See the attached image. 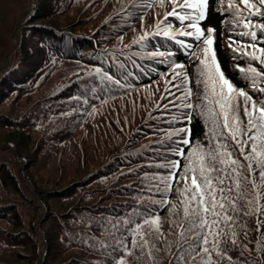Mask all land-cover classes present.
<instances>
[{
    "label": "trees",
    "instance_id": "trees-1",
    "mask_svg": "<svg viewBox=\"0 0 264 264\" xmlns=\"http://www.w3.org/2000/svg\"><path fill=\"white\" fill-rule=\"evenodd\" d=\"M17 1L0 0V264H27L32 258L37 264H116L123 250L112 249L125 239L121 221L139 222L133 210L142 212L150 197L160 198L149 190L144 173L160 171L149 165L162 162L158 141L166 139V129L172 131L163 119L170 113L157 105L142 118L128 109V96L165 73L168 65L150 52L173 51L171 59L186 66L192 59L166 38L151 33L141 41L145 35L131 32L137 8L125 15L115 14L123 5L113 8L111 0H99L103 6L94 10L96 0L90 7L76 0ZM157 8L142 14L152 17ZM87 9L102 20L96 22ZM227 17L212 0L201 24L217 31L215 52L225 76L255 97L239 71L248 61L233 59L221 40ZM190 129L196 143H207L202 118L194 114ZM174 202H179L175 191L169 194V204ZM153 212L165 221L161 248L172 244L174 253L178 235L167 222L168 208ZM256 225L257 217H241L238 247L228 245L231 264H264V234ZM8 256L17 260L7 261ZM169 261L162 253L160 264ZM221 264L230 262L225 257Z\"/></svg>",
    "mask_w": 264,
    "mask_h": 264
},
{
    "label": "snow or ice",
    "instance_id": "snow-or-ice-1",
    "mask_svg": "<svg viewBox=\"0 0 264 264\" xmlns=\"http://www.w3.org/2000/svg\"><path fill=\"white\" fill-rule=\"evenodd\" d=\"M220 3L225 4V0ZM157 5L160 9L170 6L171 11L157 13L162 19L152 35L166 38L180 54L186 52L191 57L196 66V90L191 87L193 81L185 64L171 59L177 53L157 50L148 54L168 65L165 74L171 69L162 97L167 103L158 105V110L170 113V119H163L172 131L166 129V139L158 141L163 151L156 154L162 162L149 165L160 171L144 173L149 190L160 198L150 197L142 212L133 210L139 222L131 217L121 221L125 239L112 250H123L116 264H139L141 260L160 264L162 253L169 255V264H221L225 257L231 264L228 245L238 247L242 216L257 217L256 230L264 234V47H257L264 44V0H226L232 32L241 44L233 48V59L248 61L247 69L240 67L239 71L255 97L234 86L217 62L214 30L201 24L209 0H132L128 8L146 11ZM136 19L143 23L145 17L141 14ZM173 21L179 22L175 28ZM251 62H258L259 70ZM104 78L112 81L111 76ZM114 83L125 87L119 80ZM193 98L199 102L194 103ZM194 114L206 123L207 143H196L192 136ZM173 191L179 202L169 204ZM153 207L168 208L167 222L178 235L174 253L172 244L161 248L165 221ZM243 227L246 229V224ZM244 250L247 245L241 255Z\"/></svg>",
    "mask_w": 264,
    "mask_h": 264
},
{
    "label": "rangeland",
    "instance_id": "rangeland-1",
    "mask_svg": "<svg viewBox=\"0 0 264 264\" xmlns=\"http://www.w3.org/2000/svg\"><path fill=\"white\" fill-rule=\"evenodd\" d=\"M92 1L93 0H90V1L89 0H76V2L78 3V5L80 7H82L83 5H88L87 7H90ZM111 1L115 2L113 8H116L119 4L123 5V6L120 5V7H122V9L121 10L118 9V11L116 10L117 12L115 14H121V12L123 13V11H124L125 15H131L132 10H129L130 8H128V6L132 3V0H111ZM214 1H215V4H216V7L218 9H220L222 12H224L227 16L229 15V17H227L228 20H226L224 22V24H223V29L222 28L220 29V31H221L220 35H221V40L223 41L224 45L226 47L232 49V51H233V48H239V47H241V44L239 43V41H240L239 37H237L232 32L233 25L231 23H229V21L232 19V16L226 10V0H225V4H223V5L220 3V0H214ZM16 2L18 3L17 0H16ZM99 3H100V1L96 0V5L92 6L93 10L103 6V2L100 5H97ZM211 6H212V0H209V6L207 8V14L209 13V10H210ZM241 7H242V5H241ZM125 8H128L127 12H125V10H124ZM137 9H138V15H141L142 12H145L140 7H137ZM87 10H89L90 14L92 13L93 17L97 19L96 22L102 20L101 19L102 15H100L98 17V15L93 12V10H90V9H87ZM164 11H171V7L169 6V7H166L165 9H160L159 6H158L157 9L153 10L152 17L145 16V19H144L143 23L140 20H138L134 25L133 24L131 25L132 27H130L129 30L131 32H136L137 36L138 35H146L147 34L146 38H149L151 36V33H154L156 31L155 24L160 19H162V16H157V13H161V12H164ZM75 12L76 11L72 12L73 15H74ZM149 13L150 12H148V15H149ZM57 19L60 20V21H64V20H66L68 18H67V16H58ZM170 19H172V18H170ZM107 20L108 19H106L104 21H107ZM210 25H208L207 28L211 27L214 30V32H213V36H214L213 48H214V51H215V39H216L217 31H216L215 28H213ZM98 26H99V28L102 27L101 24L98 25ZM176 26H173V27L175 28ZM224 26L226 28H224ZM202 27L207 29L203 24H202ZM87 28L89 30L93 29L92 24L90 22L87 23ZM181 39H184V38L181 37ZM233 41H236V43H233ZM152 42L156 43L155 40H152ZM188 42L192 43V41H190V40ZM245 43H247V42H245ZM230 44H231V47H230ZM257 47H261V46L257 45ZM163 52H165V51H163ZM236 54L239 55V52H237ZM217 62L219 63L218 58H217ZM256 63H258V62H256ZM186 69H187V71L189 73L190 79L193 81L191 87H193V90L195 91V84H194L195 72H196L195 63L192 61L190 63V66L189 65L186 66ZM169 80H171V69H168V73L167 74L164 73L156 82L138 88L134 92V94H130L128 96V97H130V105H128V109H130L131 111L135 112L138 116L142 113V118H146V116H147L146 112L147 111H153V108L156 107L157 105H163V104L167 103V101L163 100L162 97L164 95H166V93L164 92V88H165V84ZM198 102L199 101L195 100V103H198ZM121 119L125 123L123 117H121ZM125 124L127 125L128 123H125ZM126 125L125 126H121L119 124V129L121 127H123V130H125L126 129ZM81 128H82V126L79 129H81ZM161 137H164V134H161ZM85 141L88 142V138H86ZM93 141L95 142L96 140H93ZM23 155L27 157V160L30 159V155L26 151L23 152ZM22 171H23L24 175H26V174L28 175V172H27L28 169L26 168V163L23 164ZM26 178H27L28 181H30L29 177L26 176ZM25 208H27V207H25ZM42 241L43 240H40V245L43 247ZM45 243H46V247L49 244H51V243H49V241H45ZM43 249H45V248L43 247ZM53 255H55L54 248H53ZM60 257L64 258L62 255ZM5 258H6L7 261H12L13 259L17 260L16 257L13 258L12 256H8V257H5ZM27 264H37V261L32 258L29 261H27Z\"/></svg>",
    "mask_w": 264,
    "mask_h": 264
}]
</instances>
